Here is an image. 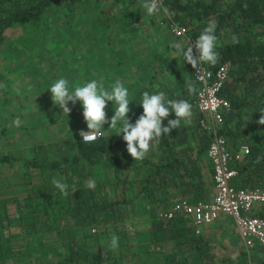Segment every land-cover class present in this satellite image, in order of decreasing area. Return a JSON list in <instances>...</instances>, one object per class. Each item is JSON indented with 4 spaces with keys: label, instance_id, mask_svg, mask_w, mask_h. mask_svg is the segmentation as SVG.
I'll list each match as a JSON object with an SVG mask.
<instances>
[{
    "label": "trees",
    "instance_id": "1",
    "mask_svg": "<svg viewBox=\"0 0 264 264\" xmlns=\"http://www.w3.org/2000/svg\"><path fill=\"white\" fill-rule=\"evenodd\" d=\"M97 1L0 0V43L9 27L34 24L45 17L49 8L58 5L73 12L81 5ZM161 2L169 16L185 25L195 37L209 19L216 20L220 58L215 66L207 67L215 69L228 62L227 76L218 94L226 98L229 106L223 113L219 132L228 148L247 146L246 153L230 161V167L235 170L230 183L235 188H264V159L255 162L258 155L264 158V125L256 123L260 110L264 109V0ZM243 4L247 7H242ZM233 35L239 43L232 42ZM162 79L160 84L164 88L168 79ZM144 91L155 94L145 85L136 90L130 98V122L134 123L142 114L139 103ZM178 92L181 99L193 100L192 96L188 97L186 86L180 85ZM199 117L188 126L181 122L179 128L162 136L158 143L160 147L165 146L160 149L161 155L147 154L142 161L133 160L122 134L117 135L115 131L103 132L100 138L89 143L76 136L67 141L57 139L33 144L31 156L26 157L1 151L0 163L19 166L20 176L15 181L0 178V190L7 187L11 191L9 196H0L2 217L6 215V221L0 222V254L1 243L8 240L2 239L8 236L2 229L16 226L18 230L20 227L29 230L23 236L30 238L40 231L55 232L60 248L55 254L50 251L39 264H219L213 261L208 238L200 234L201 230L193 231L188 215L164 219L155 210L167 206L171 194L188 195L191 201L210 198L212 166L200 159L209 135L200 127ZM174 118L170 113L163 125L167 126L168 119ZM192 141L194 148H191ZM184 142L186 145L174 148ZM59 177L69 185L66 198L52 184V179ZM89 179L96 181L94 189L87 187ZM73 184L77 190L71 193ZM106 186L115 195L107 196ZM11 199L15 210L10 216L4 211V204ZM144 212L145 226L127 230L125 217H137ZM250 215L264 219V204L256 203ZM130 222L134 224L132 219ZM112 235L119 237L115 251L109 247ZM182 244L185 245L181 247ZM174 246L178 247L175 252ZM178 250L183 253L181 261L173 258ZM247 250L241 249L240 264H264L262 246L254 244ZM2 252L0 264H19L14 259L11 262L7 251Z\"/></svg>",
    "mask_w": 264,
    "mask_h": 264
},
{
    "label": "rangeland",
    "instance_id": "2",
    "mask_svg": "<svg viewBox=\"0 0 264 264\" xmlns=\"http://www.w3.org/2000/svg\"><path fill=\"white\" fill-rule=\"evenodd\" d=\"M142 4L143 0H98L95 4L81 5L73 12L56 5L49 8L38 22L12 25L6 30V37L0 43V83L6 85L0 88V152L8 150L16 156H31L33 144L57 139L67 141L80 136V130H87L79 102L76 105L69 102L71 111L68 115L53 104L48 88L57 79H67L70 91L92 79L101 78L102 82L107 78L110 86L120 80L125 87L133 89L138 80L142 81L140 72L143 68L153 71L167 61L172 55L165 49L171 37L166 26L169 13L163 11L165 6L162 3L156 14L147 15ZM136 39H151L152 43L141 42L137 46ZM115 63L121 72H116ZM166 65H163L164 69ZM107 70L117 74H106ZM168 76L167 71L162 75L159 70L155 79H168ZM114 107L108 102L105 109L108 118L113 115ZM17 117L21 121L19 127L13 125ZM104 128L103 132L115 131L107 124ZM19 176V166L9 167L0 163L1 179L15 181ZM106 188L107 196H111L114 190ZM10 193L7 187L0 190L2 197ZM11 201L4 204V211L10 216L15 210V203ZM165 205L155 210L163 209ZM2 215L0 203V217ZM145 215L144 212L133 218L126 216L124 224L127 230L145 226ZM130 219L134 224L130 225ZM5 221L4 214L0 222ZM23 229L25 227L18 230L16 226L2 229L8 234L2 239L7 237L8 240L1 243V254L2 250L7 251L11 262L14 259L19 264H39L50 251L55 254L60 248L55 232L40 231L30 238L23 236L29 232ZM11 232L16 235L10 237ZM218 237L208 235V241L212 244L222 241ZM213 249L224 256L227 254L218 246H213ZM169 251L171 253V249Z\"/></svg>",
    "mask_w": 264,
    "mask_h": 264
},
{
    "label": "clouds",
    "instance_id": "3",
    "mask_svg": "<svg viewBox=\"0 0 264 264\" xmlns=\"http://www.w3.org/2000/svg\"><path fill=\"white\" fill-rule=\"evenodd\" d=\"M143 9L147 15L156 14L159 11V0H143ZM242 7H247L243 4ZM165 13L168 9L163 8ZM217 22L209 19L206 26L192 43L182 45L174 43L183 62L192 66L194 70H199L202 65L215 66L220 58L217 51V36L215 34ZM232 42L239 43V39L233 35ZM195 50V51H194ZM69 81L65 78L57 79L48 90L51 93V100L55 106L67 115L71 109L69 102L76 105L77 102L82 106V116L86 123L87 130H80L79 135L84 143L94 142L103 135L104 125L115 130L117 135L122 134V139L126 142V150L135 161H142L150 151L153 143L158 144L160 138L169 134L173 129L179 128L183 121L185 126L192 124V104L185 99H167L164 92L150 94L148 91L142 93L141 102L142 114L138 116L135 122H130V99L129 89L124 83L117 80L110 87L106 88L100 80L92 79L83 85L76 86L69 90ZM186 90L189 95H196L198 89L196 84L186 81ZM6 87L0 83V88ZM108 102H111L113 115L108 118L105 111ZM113 107V106H112ZM170 113L175 114L174 119H168L167 126L163 125V120L169 117ZM260 117L257 124L264 125V109L260 110ZM20 119L17 117L13 121L15 127L20 126ZM261 156L256 157V163H259ZM52 184L58 190L61 197L69 196V185L63 177L53 178ZM96 181L89 179L87 187L94 189ZM77 190L75 184L71 186V193ZM109 247L115 251L119 247V237L112 235Z\"/></svg>",
    "mask_w": 264,
    "mask_h": 264
},
{
    "label": "built area",
    "instance_id": "4",
    "mask_svg": "<svg viewBox=\"0 0 264 264\" xmlns=\"http://www.w3.org/2000/svg\"><path fill=\"white\" fill-rule=\"evenodd\" d=\"M159 7H162L161 0ZM166 16V26L172 36L183 39L185 45L195 41L196 37L189 34L185 25ZM227 70L228 62L221 63L215 69L208 68L206 64L199 70L192 68V79L198 89L197 94L193 95V102L200 113L198 123L209 135L204 152L212 166L214 192L209 199L203 200L176 198L167 207L159 209L157 215L164 219L177 214L188 215L193 231L199 233L203 224L222 213L232 218L245 248L250 249L254 244L264 248V219L249 214L255 203L264 204V188L242 189L231 185L230 179L235 170L230 167V161L246 153L247 146L240 144L230 149L219 132L223 113L229 106L226 98L218 94Z\"/></svg>",
    "mask_w": 264,
    "mask_h": 264
},
{
    "label": "crops",
    "instance_id": "5",
    "mask_svg": "<svg viewBox=\"0 0 264 264\" xmlns=\"http://www.w3.org/2000/svg\"><path fill=\"white\" fill-rule=\"evenodd\" d=\"M167 31H168V29H167ZM140 40L139 39H136L135 40V43H137V46L141 42H147L148 41V42L152 43L151 39H145L147 41H143L142 39H140ZM174 43H179V44L185 45V41L183 39H180V38H177V37H174V36L171 35L170 41L168 42V45L165 47V49H167L166 51L172 53L171 56H168L169 57L168 58L169 61L171 59L173 60L172 63L169 64V61L167 59L166 62H164L163 64H160L159 67H155V69H153V71H155V72H153V71H147V69L144 70V68H143V70H141V72L139 71L141 73V77H142L141 80L142 81L140 82L138 80L137 81V84L134 85L135 88L129 89V91H130L129 99L133 96V94L136 92V90H138L139 88H141L144 85L147 86V87H149V89L153 90L154 93L164 92L167 99H181V97L179 95V92H178L179 86L180 85H184L185 86L186 85V81L193 82V79H192V66L190 64L186 63V62H183V59L180 56L178 50L173 46ZM148 50H149V48H148ZM120 52L121 51H119L118 53H120ZM147 52H149V51H147ZM176 53H178V56L175 57V54ZM138 54H140V53H138ZM134 57L137 58L135 55H134ZM166 63H167V65H166ZM163 65H166L167 67L164 69V66ZM113 66L116 69V72L117 73L118 72H121V70H118L119 69V66L116 65V63ZM190 67H191V70H190ZM161 69H163V70L161 71ZM126 70L129 72V69L127 68V65H126ZM159 70L161 71L162 75L166 71H167V73L169 75L168 76V82H167L169 84H167L166 82H164V86H163L164 88H162V85H161L163 83L160 84L161 78L159 80L157 78L155 79V76L159 74ZM110 73H114V72L112 70H107L106 71V74H110ZM117 73H114V74H117ZM148 74H152L153 76L152 77H148L147 76ZM149 80L150 81L152 80V81L150 82ZM103 84H104V86L106 88L108 86H110V85H108L110 83L108 82V79L107 78L103 81ZM191 96L193 98V95H188V97H191ZM189 103L192 104V111H193L192 123H195L196 118H197L198 115L200 116V113L198 112V110H197V108H196L193 100L192 101H189ZM173 115H175V114L173 113ZM182 123H183V121H182ZM107 132L108 131H106L105 133H107ZM190 137H191V135H190ZM186 143L187 142L180 143V144H176V145H174V148L175 149H179L181 146L186 145ZM163 147H165V146L164 145H161V147H160L158 144L153 143L150 146V151L148 152V155L149 156L151 155L152 157H154V156H160L161 155L160 149L163 148ZM191 148H194L193 141L191 142ZM204 154H205V152H204ZM204 154L201 156L202 157V160L201 161L203 163H205V164H208V159L206 158V156H204ZM211 176L212 175H210V183H211V186H210V189H211L210 194L211 195H210V197L212 196V194L214 192L213 181L211 179L212 178ZM170 197L171 198L173 197V198L171 199ZM181 197H184V198H186L188 200L190 199L188 197V195L187 196H185V195L182 196L180 194L179 195L178 194H171L169 196L170 199L168 200V205H169V203L172 200H174L176 198H181ZM197 200H203V199H197ZM200 234L203 237H207V238H208V235H211V236L212 235H218L219 236L218 237L219 240L222 239V241H220L218 243L215 242L214 244H212V242L209 241V243L211 245L210 246V248H211L210 249L211 250L210 252H211V255L213 257V261L214 262H218L219 264H240L239 263L240 262V260H239V253H240L241 249H245V250L248 249V248H245L242 245L241 238L238 235V232L236 231V228H235V225L233 223L232 218L230 216L225 215V214H222V213L219 214L218 217H216L211 223L206 224V225H203L202 228H201V233ZM239 244H240V246H239V249L237 251V247H238ZM183 245H185V244H182L181 247ZM213 246H218L222 250H226L227 251V254L224 256V255L220 254L219 252H216L215 249H213V251H212V247ZM176 248H178V247H176ZM176 248L174 246L172 251L175 252ZM182 255H183V253H180L179 250H178L177 253L175 255H173V256H175L173 258H174V260L179 259V261H181Z\"/></svg>",
    "mask_w": 264,
    "mask_h": 264
}]
</instances>
